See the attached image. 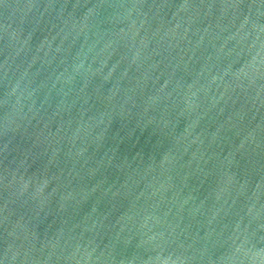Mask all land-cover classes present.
Segmentation results:
<instances>
[{"label": "water", "instance_id": "water-1", "mask_svg": "<svg viewBox=\"0 0 264 264\" xmlns=\"http://www.w3.org/2000/svg\"><path fill=\"white\" fill-rule=\"evenodd\" d=\"M0 264H264V0H0Z\"/></svg>", "mask_w": 264, "mask_h": 264}]
</instances>
